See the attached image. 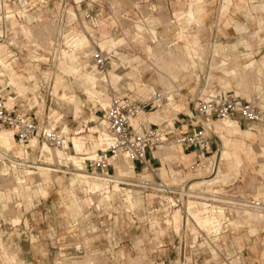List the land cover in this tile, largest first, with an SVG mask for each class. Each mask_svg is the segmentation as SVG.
I'll return each mask as SVG.
<instances>
[{"label": "rangeland", "instance_id": "rangeland-1", "mask_svg": "<svg viewBox=\"0 0 264 264\" xmlns=\"http://www.w3.org/2000/svg\"><path fill=\"white\" fill-rule=\"evenodd\" d=\"M7 1L8 7L6 8V10H0V15L3 16L2 18H6L5 20H7V35L2 37L0 39V42H5L6 45H8V47L11 49L10 53L19 57L18 60L22 67L28 68L32 65L31 63L36 62L31 61L29 57V54L31 53L44 55L45 57H47V59L42 58L39 61L40 66L38 69H36L37 82L34 83L36 85V88L27 90L24 96H18V90L14 85L8 86L6 78L5 83L3 85H0V88H3L2 94L5 96V98L7 93L18 96L15 107L21 108L24 112H30L33 117L38 120L39 125L43 128L45 127L47 129H50L55 127L57 130L61 131L63 124H67L69 127L67 134L69 136L75 135L77 130L82 129L78 136L81 135V138L87 141V146L90 147L89 150H91L92 148H97L98 150L101 148H98L99 146L104 145L105 147L108 143H106V141H101L100 139V133L102 131L108 132L109 130L106 121L105 123L102 122V112L104 106L99 101L94 102L88 96V94L85 92L84 85L81 83V80L77 76H75L74 73L63 72L60 69L63 67V62L59 60L62 54H66L65 48H70L69 52L72 51V46L68 44V42H66V39L70 38V41H72V39L77 36L78 32H81L82 29H84V26L82 24L83 20L91 25L92 28L88 25L87 27L89 28V32L94 34L92 36L93 41L88 47H86L85 50H93V52H95L96 49L102 48L99 44V41L102 38L100 30L105 29L108 37L119 40L116 45V49L119 51L118 57L122 55V58H118L117 60L113 55V53H115L113 52V50L111 51V49H109L108 47L102 48L104 52H108L111 55L108 70H114L122 75V77L116 83L108 84L103 75L106 73L100 72L98 70V68L95 66L92 55L88 54L87 56H84L83 52L85 50H77V53L80 55V60L85 61L88 64L86 68H88L89 72L95 76L94 79L89 77L87 78V75H85L84 77L85 80L91 85L88 86L89 88L87 89V92L91 94L90 91L94 90V99L99 95L102 99L103 95L101 94L105 93V91L109 95V100L111 99L113 94H123L126 92L131 93L132 96H136V98H147L151 96L154 90L159 89L164 92L165 96H168L166 92H174V101L182 104V107H185L183 111L190 113L189 110L192 111L195 107L192 97L197 96L202 91H208V89H210L212 86H216L226 89H232L243 98L249 99L254 96H259L260 104L264 105V65H262V67H258V65L255 64V67L252 68L250 65L246 66V64H248L252 59H257V61H259L260 56L264 53V23H258V16L264 17V9L254 8L252 10L253 15L249 16L250 21H248V31L243 30L247 39L250 40L249 43H246L244 41L235 42L237 41V38L242 37V33L236 34L235 36H229L224 41L202 40L206 45L199 40L193 39V43L201 52L204 60L202 61L201 58V61H198L196 58L192 60L191 54L194 55V53L183 52L180 45L174 47L177 44L174 42L178 41V44L185 42V40L183 39H178L177 30L178 26H181L179 24V21H184V25L188 27V30L190 32H197L199 26L195 23L192 25H188V23L185 22L186 16H183L182 19H179L175 13L171 14L168 8H165V6H163L164 4H162L161 1V5L159 6L156 5L157 2L155 0H148L147 2L143 0H96L98 2H114L115 6L112 10H107V8H102L101 6H99L100 8L95 10V12L99 13L100 26L93 27L91 24V20L86 17V12L89 10L88 2H91L92 0H67L68 4L65 7L67 26L63 30L59 26V23H57L58 20L53 17L54 12L56 11V9H53V7L59 5L60 0H45V2L50 3L46 7H43L42 2H38L40 0H27V2L29 3L25 5L22 4L25 0ZM261 3H264V0L254 1V5L258 7ZM75 5H78V7H76ZM32 6L34 7L30 8ZM24 7L28 9L27 12L31 16L37 17L41 15L42 17V20L38 19L30 23V33H25L20 29L17 32L14 31L12 27L11 17H6L4 15L8 13L6 12L7 10H10L11 12H17L18 18L26 21V17H22L20 15V12L24 10ZM70 10L77 12V16L74 17L70 13ZM216 12V25L213 29L216 33H234L231 29H229V26H224L227 19L231 16H233L237 20H246V11L243 8L236 9L233 5L230 6V9L228 10L226 16H221L220 7L216 8ZM241 15L243 16L241 17ZM47 21H51V24L48 25L49 23H45ZM158 21L160 23H155ZM44 24L46 27L47 25L51 27V25L53 24L52 30H50L49 27L46 28L45 26H42ZM152 24L157 26L156 28L158 30L157 34L159 38L166 37L161 33H165L170 37L168 43H173V48L166 47L169 45L167 42L164 43V47L158 40L152 39V33L150 31V27ZM71 26L73 27L72 30L69 29V27ZM43 27H45V31L43 30ZM201 28V33L207 34V28H209V26L207 28L205 26H202ZM2 29L4 30V32ZM46 31L49 34V36L47 35L48 39L46 36ZM155 32L157 31L155 30ZM0 33L5 34V25H2L1 23ZM60 33L63 34V39L58 38ZM139 34H142L143 37L139 36ZM47 40H49L50 42ZM219 42L225 43L228 46V50L218 49L219 53H217L216 51L214 52L219 62L216 67H213L211 69L210 76L207 77V62H205V59H208V55L210 52L209 50L212 48V46L216 47V43ZM66 45L67 47H65ZM235 45H237L236 50H231V47H234ZM245 45H250V47L248 49H245ZM202 49L205 50L203 51ZM19 50H22V52H16ZM177 52H180V54H178ZM56 53L58 56L56 55L55 57L54 54ZM172 54L173 56H171ZM75 56L77 57V55L72 52L69 56H67L64 64L71 65L70 67L72 68ZM161 56L163 57V59L161 58ZM157 58L161 59L158 60ZM185 58L186 61H184ZM7 59H9V57H7ZM164 60H166V63L168 61L167 66ZM181 60H183L185 63L180 62ZM172 61L175 63H173ZM176 61H179V63ZM232 64L236 65V70H232L233 72L229 73L227 71L231 68L230 65ZM182 67L187 70L183 69ZM257 68H260L261 70L257 72ZM130 70L132 72V77H130ZM45 71L48 72L44 73ZM172 71L178 74L177 80L173 81L171 79ZM165 73H167V75ZM59 74L63 76V84L61 85L57 84L56 82V80L58 81L61 79V76ZM56 76L58 77L55 80ZM129 81L133 82L134 87L130 86ZM136 81H139L142 86L144 84L153 85L154 90H149L147 92V95H141L138 91ZM33 82L34 80L31 81L30 84L33 85ZM55 84L60 87L67 86L66 90L68 92L70 90L74 92L82 100V102L78 106H74V103H72L71 101L69 102V94H67V99L60 98L59 94L64 92L65 89L62 87L59 90L58 88H56L57 86H55ZM247 85L250 86V89L244 88ZM169 101L170 99L166 98L163 100L160 106L153 109L147 108L145 110L146 115H149L151 112L156 113L154 111L159 110L163 114V119L167 117H170L169 119H171L172 117L176 116L177 114H171L173 113V108L172 105L169 104ZM35 103H37V105L31 107L32 104ZM52 110H56L59 113L60 117L62 114V118L59 121H51ZM217 119H219V121L214 122ZM222 119L230 118H214V121H211L214 131L219 126L222 128V137L216 131L218 137L217 142L212 145V156H206L202 160L203 162L209 161L213 159L214 154H216V159L218 158L219 162H221L225 158V160H227V163L231 164L230 173L228 174V177H225L227 178L225 181L221 180L219 182L212 183L211 185L210 183L213 181H210V183L208 182L205 185V182L202 181V178L211 177V175L213 174L211 172H207V169H210V171H212L213 162H211L209 166L203 165V168L201 167L202 169L205 168L204 171L206 173L201 177V182L199 179L197 180V178L192 181L197 180L196 182H199L197 183L198 185H204L201 186V188H204H202L203 190L212 191L213 189H217L224 192H238L243 196H251L254 198H257L258 193L261 192V197L264 198V153L260 152V146L264 145V141L260 138H256V136L253 134H249L250 132L248 131H239L238 129L233 128L231 132H235L233 133V135L239 136L238 139L245 138L244 135L239 134L241 133L250 136L253 140L247 138L243 142L244 152H242V156L240 153L241 147H238L235 154L225 157L223 153L225 150H227L228 146L225 143L224 136L228 135L225 133L227 128L223 125H220ZM227 123H229V121H226L225 125ZM239 124L242 128L252 127V130L256 132H258L259 129L264 130V121H239ZM91 125L92 127L89 129V126ZM160 126L162 127L163 124H161ZM4 127L5 126H0V128ZM8 130L13 132L11 128L6 127L2 130L5 136H7ZM63 130L65 131L66 128L63 127ZM40 140L41 142H39V144H36L37 147L34 150L29 149L26 154L20 152L21 148H25L24 144H21L17 147L14 144L15 141L13 136H11V141L5 144L0 141L1 148L4 152L25 156L32 161L35 160L38 163L36 164V167L27 166V168H25L23 166L12 164V162L7 160L6 163L0 161V241L7 242L8 248L4 251V247L2 246V244H0V254L3 252L10 253L11 257L9 258L16 261V263L13 262V264H27L25 262V250L28 248L31 249L32 254L33 252H35L36 254H42L44 252L41 250L42 248H44V238L42 237V233H40L39 237L36 234L37 231L30 232L29 239L26 241L24 240L25 235L24 233H22V230L27 229L32 225L36 230H42L44 226L43 222L41 221L42 210L44 208H51L55 210L61 226L63 225L62 227L65 231L61 234L63 240L67 241V236H69L70 242H74L76 244L82 242V244L85 246V250L83 252H77L74 250V248H71L70 252L73 256L69 259L59 256L55 257V261L59 260L57 261V264H70L72 260L78 259H83L81 263H84L85 259L87 263L88 259L89 264H137V258L139 257L136 256H140V258H143V262L145 264H156V257H166L168 260H173L172 258H174V262L166 260L163 264H176L175 260L177 258V253L172 245H163L156 248V245L160 242L166 243L170 239L174 238V234L164 228V225L160 222L159 219L153 221V223L156 224L155 233L152 234L147 225H143L142 231L137 230L136 228H128V230L124 232V234L120 236V238L118 235L116 236V238H114L115 233L113 231L110 232L107 236V240L109 241L108 248H106V246V249L101 248L98 244V237L95 232L85 229V226L88 222H92L91 220L93 218V215H95V210L93 209V205L91 204V202L95 201L104 204L103 202L105 201L99 195H90V193L88 192V185H90V183H88V181L86 180V176L77 175L78 178L76 176V173L78 171L84 172V169H82L81 166L83 165V159L78 157L87 155V153L76 154L72 139L69 138V148L67 150L72 152L74 156H71L69 154V157L66 158L65 156L67 155V153L64 156L60 152L62 149L61 146H55L43 138H40ZM65 142L67 143V139L65 140ZM169 143L173 144L169 148L175 147L174 145L178 144L175 142ZM240 146H242V143ZM77 148L81 149V145H79ZM164 148L168 150V147H163V149ZM248 148L249 150H256L257 153H247L246 150H248ZM55 150L57 151V154L54 153ZM73 158L74 163L77 166L72 164ZM166 160L169 162H175L177 164L176 166L174 165V169L172 170L173 173H176L174 174V176H178L179 174L185 175L186 172H191V175L189 176H200L198 172L199 170H193L189 167L190 163H183L179 165L182 160L178 158ZM40 164L52 166L55 169L49 170L40 168L38 166ZM186 165L187 168L183 169V167ZM74 166H76L77 168H74ZM63 169H68L70 171H73V173L60 171ZM145 173H147V176L152 177L151 172ZM220 173L223 175L224 171L222 170ZM161 175L165 176L162 172ZM15 176H18L19 178L15 179ZM18 179H24L25 183L21 184L20 181H17ZM74 179L75 184L74 186H72L70 184V181H73ZM42 180H45V185H43V183H39ZM43 186L46 187V189L48 188L49 195L46 197L41 194L42 192H45V188H40ZM97 186L101 187L102 185L99 184ZM93 188L95 187L90 186V190H92ZM10 189H14L17 191L14 192ZM74 191L77 192L79 196L85 198L88 204L82 208V210L84 209V211L81 210L77 217L72 218L76 219L75 221H78L77 225H72V219H70L71 221L68 220L69 222L62 220L68 216V212L65 210L64 204H66V201L70 200ZM23 194H25V197L23 196ZM59 200L61 201L58 202ZM260 202L261 201L258 200L256 201V204H259ZM124 204L125 202H122L124 208L121 205L122 208L118 207L119 210L126 209L127 206L126 204ZM256 207L258 208V206ZM256 207L253 205L244 206L240 209H242V211L243 209L246 210L245 212L237 209L233 210L232 214L226 212V214L223 216L217 215L216 217L218 219V223L207 229H205L201 225V241L198 244L199 249L195 250L196 253L194 255V250H188L190 258L186 264H236L240 260L238 259V257L241 253V250L244 253L245 258L246 256L251 255L253 257L262 259V263L264 264V220L261 222L258 218L259 214H256L255 212L254 214H256L258 217L252 215L253 213L251 211L253 209L254 211H257L255 210L257 209ZM260 210L261 212H264L263 207H260ZM16 214L21 217L22 221L16 223L15 226H13L14 221H12V216ZM125 220L126 221L123 222L121 218L119 220L116 219L115 222H119L121 226H130L131 222L127 216ZM234 220L236 221V226L233 222ZM9 231L14 232H12V236L11 234H8ZM251 232L254 233H252L249 238H246L245 234H250ZM235 234H241L245 237L242 246H239L237 242L233 240ZM14 235L20 241L22 249L21 245L17 244L18 241L14 238ZM6 236H8V238ZM30 236L33 240L37 241L30 244ZM139 236H143V241L140 242V240L142 239H138ZM9 237H13V239L11 240V238ZM12 241H15V243ZM132 243L134 244V246L132 245ZM252 245L256 246L255 250L252 249ZM98 247H100L101 249H97ZM231 247H233L234 249ZM121 248L131 251L130 255L136 257V259L130 256L127 258V260H129L128 262L127 260H125V262H122L119 258V252ZM231 249L232 251L234 250V252L236 251L235 256H231ZM58 254L59 253H57V255ZM86 256H88V258ZM17 257H19V259Z\"/></svg>", "mask_w": 264, "mask_h": 264}, {"label": "built area", "instance_id": "built-area-1", "mask_svg": "<svg viewBox=\"0 0 264 264\" xmlns=\"http://www.w3.org/2000/svg\"><path fill=\"white\" fill-rule=\"evenodd\" d=\"M22 4H27V0ZM7 7L8 1L3 0L1 9L6 10ZM4 15L8 17L6 14ZM2 17L0 16V23L5 25V34L0 33V39L7 35V20ZM86 17L91 20L94 27L100 26L99 13L95 12L94 9L89 8ZM66 26L67 24L63 25L62 29ZM58 38L63 39V34L60 33ZM92 58L100 71L108 70L111 59L108 52H104L102 48L96 49L92 54ZM2 91L3 88H0V126L11 128L15 139L26 145L27 151L29 149L34 150L37 147L36 145H29L32 136H37L39 142H41L40 138H43L55 146L63 145V135L59 130L55 127L43 128L30 113L20 110L15 105L8 107L5 104L6 98ZM162 98V91L154 92L151 96L142 100L126 92L113 94L111 103L107 107H103L102 117L106 121L113 140L107 148L98 149L95 156H86L84 172L87 179L97 180L102 185L100 189L90 190V186L87 184L90 195H99L105 202H103L104 204L91 202L95 215H93L92 222L86 224L85 229L95 232L99 246L106 249L109 245L107 236L110 232L114 231V238L117 235L120 238L128 228H136L142 231L143 225L150 228L153 221L159 219L164 228L174 234V240L166 243L160 242L156 245V248L163 245H172L177 253L176 264H186L190 258L188 250H194V255L195 250L199 249L198 244L201 241V224L196 215L201 217L202 212L223 216L226 212L232 214L233 210L244 206H252L258 200L264 203V200L243 196L238 192H224L217 189L212 191L201 190V185L192 181L195 178L198 179L199 176L186 181L167 180L156 169L151 172L152 178L130 174L119 175L115 170L112 158L125 154L133 161L138 160L146 163L148 149L163 146L169 142H175L186 148L208 153L212 145L217 142L218 137L212 129L211 121L213 118L231 117L245 122L264 121V105L260 104L259 96L249 99L243 98L232 89L212 86L208 91H202L197 96L192 97L195 107L189 115V123H182L177 127L167 129L159 125L145 128L135 126L132 118L144 111L146 106ZM6 160L23 167H36L35 160L32 161L17 154L9 153L8 156L0 159L3 163H6ZM203 165L202 158H199L192 162L189 167L193 170H200ZM145 166L148 168V165ZM213 166H215V163ZM184 168H187V166H184ZM60 171L73 173L68 169ZM207 171L212 173L210 169ZM115 184H119L120 188H115ZM128 191L133 194L134 198L141 197L142 204L120 211L118 206L125 201ZM96 203L99 204V207L95 206ZM175 211L181 213V224L178 228L175 227L173 221ZM126 216L131 222L130 226H121L119 222H115L116 219L121 218L123 222L126 221ZM41 221L48 228L49 239L53 240L52 248L56 254L59 253V257L71 258L73 256L70 252L71 248H74L77 252L85 250L82 242L79 244L70 242L69 236H67V241L63 240L61 234L65 231L59 223L55 210L44 211L41 214ZM77 223L78 221H74L72 225H77ZM29 230L30 232L37 231L36 234L40 237L41 229L36 230L32 225ZM150 232L152 234L156 232L154 226L150 228ZM36 241L30 236L31 243ZM132 245L134 246L133 243ZM100 247L97 249H101ZM166 260H168L166 257H156L155 262L156 264H163ZM168 261L171 262V260ZM236 264L257 263H253L244 257Z\"/></svg>", "mask_w": 264, "mask_h": 264}, {"label": "crops", "instance_id": "crops-1", "mask_svg": "<svg viewBox=\"0 0 264 264\" xmlns=\"http://www.w3.org/2000/svg\"><path fill=\"white\" fill-rule=\"evenodd\" d=\"M145 2H147L148 0H143ZM157 3L156 5H161L160 3L162 2V4H164L163 6H165V8H168L169 12L172 14V13H175L179 19H182L183 16H186V21L188 23V25H192V24H197L199 26V29L197 32H190L188 30V27H186L184 25V21H179V24L181 26H178V30H177V34H178V39H183L185 40V42H182V43H179L178 44V41H175L174 43H177L174 47L176 46H181V50L183 52H186V53H194L191 54L192 56V60L194 58H196L198 61H201V54H200V51L198 50V48L195 46V44L193 43V39H196V40H199L201 42H203L202 40L204 41H217V40H221V41H224L226 40L229 36H235L236 34H239V33H242V37L241 38H237V41L235 42H238V41H244L246 43H249L250 40L247 39V37L245 36V32L244 31H248V21H250L249 19V16H252L253 15V9L254 8H259V9H264V3H261L258 6H255L254 5V1L255 0H155ZM161 1V2H160ZM225 1V2H224ZM38 2H42V5L43 7H46L48 6L50 3L49 2H45V0H40ZM224 2V3H223ZM29 3V2H27ZM45 3V4H43ZM222 3V4H221ZM68 4L67 0H60L59 1V5L53 7V9H56V11L54 12L53 14V17H55V19L58 20V23H59V26L62 27L63 25L67 24V17L65 16V7L66 5ZM233 5L236 9H240V8H243L246 12H245V18L246 20H237L235 19L233 16L229 17L226 21V23L224 24V26H229V29H231L234 33L233 34H221V33H216L214 32V26L216 25V16H217V12H216V8H219L220 7V14L221 16H226V14L228 13V10L230 9V6ZM76 7H78V5H75ZM101 6L102 8H107V10H112L114 8V2H106V1H102V2H98L96 0H92L91 2H88V8H92L94 10H97L99 9ZM215 6V8H214ZM34 6L30 7V8H33ZM29 8V9H30ZM40 8V7H38ZM184 8V9H183ZM175 10V11H174ZM28 9L26 7H24V10L23 11H19L20 12V15L22 17H26V21L25 20H22V19H19L18 16H17V12H11L10 10H8V17H11V22H12V27H13V30L14 31H18L19 29L22 30L23 32L25 33H30L31 32V27H30V23L34 20H42V17L41 15L39 16H31L30 14H28ZM47 11V10H46ZM43 13H44V10H43ZM70 13L75 17L77 16V12L73 11V10H70ZM219 16V15H218ZM243 15H241L242 17ZM174 21V20H173ZM51 21H47L45 23H49ZM155 23H160L159 21L158 22H155ZM258 23H264V17H259L258 16ZM82 24H83V28L81 32H78L77 36L74 37L72 39V41H70V38H67L66 39V42H68V44H70L72 46V51L69 52L70 48L69 49H66L65 48V52L66 54H62L60 56V59L62 62H63V67L60 68L63 72H69V73H74L75 76H77L80 80H81V83L84 85L85 87V92L88 94V96L94 101H99L101 102V104L104 106V107H107L108 104H109V95L106 94V93H103L101 95H103V98L101 99L100 95L99 96H96V98L94 99V90L90 91L91 94H89L87 92V89L89 88L88 86H91L89 82H87L85 80V75H91L92 73L89 72V69L86 68V66L88 65L85 61H81L80 60V55L77 53V50L81 49V50H85L86 47H88L90 45V43L93 41V38L92 36L94 35L93 33L89 32V28L87 27L91 25L89 23H87L85 20L82 21ZM202 26H205L206 28L209 26V28H207V34H202L201 31H202ZM157 26L152 24L151 27H150V31L152 33V39L154 40H158L160 42L161 45H164L165 42L168 43V41L170 40V37L165 34V33H161V34H164L166 37L165 38H159L158 36V30L156 28ZM72 26L69 27L70 30H72ZM92 28V27H91ZM68 29V30H69ZM228 29V28H227ZM155 30L157 32H155ZM101 34H102V38L101 40L99 41V44L102 48H106L108 47L109 49H111V51L113 50V55L116 57V59L118 60V58H122V55L118 57V53L119 51L116 49V45L117 43L119 42V40H116L114 38H111V37H108V34L107 32L105 31V29H102L100 30ZM47 36V34H46ZM139 36L143 37L142 34H139ZM48 41V40H47ZM14 42V40H13ZM234 42V43H235ZM169 44V43H168ZM203 44H205L203 42ZM173 43H170L168 46L166 47H170V48H173L172 47ZM206 45V44H205ZM233 45V43H232ZM67 47V45L65 46ZM225 47V48H223ZM236 47L237 45H235L234 47L232 46L231 47V50H236ZM250 47V45H245L244 48L245 49H248ZM168 49V48H167ZM218 49H224V50H228V46L223 43V42H219V43H216V47H213L210 49L214 56L216 57V59L218 60L216 54L214 53L215 51L217 53L218 52ZM244 49V50H245ZM11 52V49L8 47V45H6L5 42H3L2 44H0V53L5 56L6 58L9 57L8 60H10L13 65L15 66V73L16 75L18 76L16 81L15 82H10V77H9V73L7 72V69H6V65L3 64L2 62H0V85H3L5 83V79L7 78V85L9 86H15L16 89L18 90V96L21 95V96H24L27 92V90H32L33 88H36V85L34 83L37 82V75H36V69L39 68L40 64H39V61L42 59V58H45L47 59V57H45L44 55H40L38 53H31L29 54V57L31 59V61H36L35 63H31L32 67H22L20 62H19V57L17 55H14ZM16 52H22V50L20 51H16ZM74 53L77 55V57L75 56V59H74V62H73V67L71 68L70 66L71 65H65V60L67 59V56H69L71 53ZM232 52V51H231ZM225 53V52H224ZM88 54H93V50H85L83 52V55L84 56H87ZM225 56H228V55H225ZM73 58V57H72ZM124 60V59H123ZM196 60V61H197ZM255 64L258 65V67H262V65H264V53L260 56V59L259 61H257V59H252L248 64H246V66L250 65L251 68L252 67H255ZM96 66V65H95ZM194 66V64H193ZM192 66V67H193ZM236 67V65H234ZM133 68V67H132ZM183 68V67H182ZM185 69V68H183ZM99 70V69H98ZM187 70V69H185ZM254 70V69H253ZM261 69L260 68H257L256 71L259 72ZM100 71V70H99ZM48 71H45L44 73H47ZM102 72V71H100ZM106 74H103L104 75V78L106 79L107 83H116L121 77L122 75L119 74L118 72L114 71V70H107V72H105ZM130 73V77H132V72L131 70L129 71ZM33 74V76H32ZM61 76V79L60 80H56L57 84L61 85L63 84V76L61 74H59ZM159 79H160V76H159ZM171 79L174 81V80H177L178 79V74L175 73L174 71L171 72ZM33 85L30 84L31 81H33ZM130 82V86L131 87H134V84L132 81H129ZM137 83V87H138V91L140 92L141 95H147V92L151 89L154 90V86L153 85H141L139 83V81H136ZM55 86H57L55 84ZM7 87V86H5ZM63 86H57L56 88H58L60 90V88H62ZM32 88V89H31ZM65 90L64 92L60 93L59 97L62 98V99H67V94H69V102L71 101L72 103H74V106L75 105H79L82 100L74 93L72 92L71 90L68 92L66 90L67 86L63 87ZM164 88H165V85H164ZM245 89H250V86L247 85L246 87H244ZM157 91H162V90H154L152 92V94L154 92H157ZM163 93V98L161 100H155L154 102H152L151 104H149L148 106L145 107L144 111L142 112L141 116L137 119H135L133 121L134 125L139 127V128H145V127H149V126H154V125H161L163 124V128L167 129V128H173V127H177L179 125H181L182 123H189V115L190 113H192L191 110L190 113L189 112H185L183 111L185 107H182V104L174 101V92H166L168 94V96H165L164 95V92L162 91ZM151 94V95H152ZM37 95V94H36ZM18 96H14L10 93H7L6 95V99H5V104L8 106V107H12L13 105H16V100H17V97ZM136 98V96H135ZM166 98H169L170 101H169V104L172 105V108H173V113L171 114H177L176 116L172 117L171 119H169L170 117H167V118H164L163 119V114L161 111L157 110V111H154L156 113H158V115H152V112L149 114V115H146L145 113V110L147 108L149 109H153L155 107H158L162 104L163 100L166 99ZM139 100H142L144 98H137ZM37 103L35 104H32L31 107H34L36 106ZM18 108V107H17ZM20 110H22L21 108H19ZM77 110V109H75ZM23 111V110H22ZM30 113V112H28ZM31 114V113H30ZM61 114V113H60ZM32 115V114H31ZM33 116V115H32ZM95 116V115H94ZM62 118V114H61V117L60 119ZM163 119V120H161ZM213 121H214V118H213ZM219 119L215 120L214 122H218ZM228 122L226 125H225V122ZM103 123H105L104 120H102ZM219 124V123H218ZM220 125H223L227 128V130L225 131V133L228 135V136H224L225 138V143L227 144L228 148L227 150L221 153H223V155L225 157H228V156H231L232 154H235L236 151H237V148L238 147H241L240 148V153H241V156H242V152H244V149H243V142L248 138V139H252L250 136L246 135V134H241L239 133L240 135H244L245 138L243 139H238L239 136H236V135H233V133L235 132H231L233 130V128H236L238 129L239 131H248L250 132L249 134H253L256 136V138H260L264 141V130L262 129H259L258 132L252 130V127L250 128H242L239 124V121L234 119H222L221 122H220ZM63 127L66 128V130L64 131L63 130ZM63 127H62V130L60 131L61 134H63L64 136H67L66 139H67V146H61L62 149H61V153H62V150L65 151V155L67 153V155L65 156L63 153V155L67 158L69 157V154L71 156H74V154L70 151H68L67 149L69 148V138L72 139V143H73V146L76 150V154H81V153H87V155H83L81 157H78V158H82L83 159V165L82 166V169L85 168V158L86 156L88 157H91L93 156L94 154H96V151H97V148L96 149H91L89 150L90 147L87 146V141L86 140H83L81 138V135L78 136V134L82 131L81 130H77L76 131V134L73 135V136H69L67 133H68V125L67 124H63ZM92 127L89 126V129ZM5 128V127H4ZM218 130V133L220 134V136L222 137V133L223 130L222 128L219 126L216 128ZM0 130H3V128H0ZM103 132L102 131L100 133V136L103 135ZM13 133V132H12ZM65 133V134H64ZM108 133H109V130H108ZM238 133V132H237ZM110 135V133H109ZM14 136V134H13ZM236 138V139H230V138ZM255 138V139H256ZM101 139V137H100ZM14 144L18 147L19 145H21L22 143H19L15 137H14ZM253 140V139H252ZM101 141H106V143L108 142L107 140H102ZM242 143V146H240ZM39 144V141L38 143ZM78 144V145H76ZM29 145H36V144H30ZM81 145V149H78L77 147ZM173 144H166L164 146H159V147H156V148H150L148 149L147 151V154H146V163H143L141 161H138V160H132L131 159V164L127 165L126 167H124L122 169V172L119 174V175H125V174H130V175H134V176H143V177H147V178H152L150 176H147V173L145 172H152V170L156 169L159 171L160 175H161V172L163 173V175L165 176H162L163 178L167 179V180H177V181H186L190 178H193L194 176H189L191 175V172H186L185 175L183 174H179L178 176H174V174L176 173H173V169H174V165L176 166L177 164L175 162H169L167 161L166 159H174V158H178V159H181L182 162L179 163L180 164H183V163H192L194 162L195 160L199 159V158H205L206 156H212L211 152H212V147H211V150L208 152V153H202V152H199V151H196L194 150L193 148H186L180 144H176L174 145L175 146V150L176 152H174L171 148H169L170 146H172ZM26 146V145H24ZM254 146V145H253ZM253 146H250V147H253ZM13 147V146H12ZM103 148L104 145H101L99 146L98 148ZM163 147H168V150H166V148L163 149ZM20 152L21 153H27V150H26V147L25 148H21L20 149ZM247 153H257L256 150L254 149H250L248 148V150H246ZM260 152H263L264 153V145H261L260 146ZM73 154V155H72ZM216 154L213 155V157L215 156ZM221 156V155H220ZM76 158V157H74ZM74 158L72 159L73 160V163L74 165H76L74 163ZM243 159V157H242ZM115 162L117 161H113V165L115 167V170H116V166H115ZM205 162V161H204ZM222 162L225 163L221 165V171L223 170L225 174L226 172H229L230 173V167H231V164H228L227 163V160H225V158L222 160ZM242 162V161H241ZM240 162V164H241ZM145 165H148V168L145 166ZM230 165V166H229ZM77 166V165H76ZM76 166H74V168H77ZM187 166V165H186ZM240 167V165H239ZM27 168V167H25ZM203 168V167H202ZM200 169L198 172L200 174V176L198 177L201 178L205 173L204 169ZM26 170V169H25ZM117 170L120 171V169H118V166H117ZM76 173V172H75ZM178 173V172H177ZM152 174V173H151ZM228 177V176H227ZM16 178H19L18 176H15V179ZM211 178V177H210ZM197 179V180H198ZM227 178H225L223 181H225ZM89 183V180L86 179ZM196 180V181H197ZM17 181H20L21 184H24L25 183V180L24 179H18ZM195 181V182H196ZM210 181H213L210 183ZM45 180H42L40 181L39 183H43V185H45ZM71 182V181H70ZM196 183H199V182H196ZM209 183L210 185L212 183H216L214 182L213 179H210L209 180ZM117 187L115 188H120L119 184H116ZM40 188H45V192H42L41 194L43 196H48L49 195V192H48V188L46 189V187H40ZM11 191H17V190H14V189H10ZM129 194H131L132 198L134 199L135 201V204L131 203V207L130 208H133V207H136L138 204H142V198L141 197H136L134 198L133 197V194L131 192L128 191V194H127V197L129 196ZM261 192L258 193V199H264L263 197H261ZM23 196L25 197V194H23ZM62 200V199H61ZM61 200H59L58 202H60ZM98 204V203H97ZM60 205V204H59ZM64 207H65V204H64ZM51 208L49 209H46L44 208L42 210V213L46 210H50ZM196 218L199 220V223L205 228H210L212 227L214 224H217V217L214 213H202L201 212V217H197L196 215ZM12 221H14V225L20 221H22L21 217L16 214L14 216H12ZM173 221H174V224H175V227L178 228L181 224V213L179 211H175L174 214H173ZM235 226H236V221L234 220L233 221ZM154 226V228H156V224L155 223H152L151 227L152 228ZM149 228V227H148ZM149 228V229H150ZM252 229V228H251ZM236 230V229H235ZM41 233H42V237L44 238L43 242H44V248H42L41 250L44 251L42 254L41 253H35L33 252V254L31 253V249L28 248V249H24L26 252H25V262L27 264H57V261H55V257H57L58 255L56 254L55 250L52 248V242L53 240H50L49 239V231H48V228L43 226V229L40 230ZM257 231V230H256ZM13 231H9L8 234L12 233ZM22 233H24L25 237H24V240H28L29 239V233H30V230H29V227L27 229H24L22 230ZM252 233L254 232H251L250 234H245V237L249 238L250 235H252ZM150 236V234H149ZM15 237V235H14ZM245 237L241 234H235L234 237H233V240H235L237 242V244L239 246H242L243 245V242H244V239ZM1 238V237H0ZM16 238V237H15ZM16 240L18 241V243L21 245L20 241L16 238ZM173 239H170L169 241H173ZM1 242V241H0ZM6 243V244H5ZM0 244H2V246L4 247V251L7 250V242H1ZM30 244H32L30 242ZM233 248V247H231ZM256 246L255 245H252V249L255 250ZM21 249H22V245H21ZM234 249V248H233ZM46 254V255H45ZM51 255H52V258H51ZM236 255V251L234 252V250L232 251L231 249V256H235ZM244 253L242 252L241 250V253L239 254V257L238 259L240 258H244ZM174 262V258H172ZM246 259L249 260V261H253L254 263H257V264H263V260L262 259H259L257 257H253V256H246ZM16 263L15 260L13 259H10L9 256L3 252L0 254V264H13ZM71 264V262H70Z\"/></svg>", "mask_w": 264, "mask_h": 264}, {"label": "bare ground", "instance_id": "bare-ground-1", "mask_svg": "<svg viewBox=\"0 0 264 264\" xmlns=\"http://www.w3.org/2000/svg\"><path fill=\"white\" fill-rule=\"evenodd\" d=\"M2 6H3V0H0V10H1V8H2ZM8 13H6V15H7ZM1 16V15H0ZM8 16V15H7ZM42 23V22H41ZM58 23V22H57ZM43 24V23H42ZM51 24V22H49V24L48 25H50ZM47 25V27L45 26V24L44 25H42V26H45L46 28H50V30H52V25H51V27L50 26H48ZM100 25V24H99ZM40 26V25H39ZM93 26V25H92ZM45 27H43V30L45 31ZM94 27V26H93ZM40 28V27H39ZM56 28V27H55ZM60 28V27H59ZM62 28V27H61ZM57 29V28H56ZM48 30V29H47ZM55 30V29H54ZM63 30V29H62ZM57 31V30H56ZM47 32V31H46ZM51 32V31H50ZM49 32V33H50ZM59 32V31H58ZM48 36H49V34H48V32L46 33ZM58 34V33H57ZM48 36H47V39H48ZM49 41V40H48ZM50 42V41H49ZM3 42H0V44H2ZM60 43V42H59ZM57 44V43H56ZM206 49V48H205ZM205 49H202L203 51L205 50ZM171 50V49H170ZM207 51V50H206ZM210 52H209V57H208V59H205L206 61L205 62H207V72H206V76L208 77V76H210V72H211V69L213 68V67H216L217 66V64H218V60L216 59V57L214 56V54H213V52L211 51V50H209ZM168 52V51H167ZM170 52V51H169ZM173 52H174V50H173ZM172 52V53H173ZM155 53V52H154ZM171 53V52H170ZM178 54H180V52H177ZM182 53V52H181ZM206 53V52H205ZM204 53V54H205ZM208 53V52H207ZM174 54V53H173ZM173 54L171 55V56H173ZM200 54H201V52H200ZM55 55V57H56V55H57V53L56 54H54ZM157 55V54H156ZM58 56V55H57ZM170 56V55H169ZM174 56H176V55H174ZM202 56V55H201ZM158 57H160V56H158ZM161 58L163 59V57L161 56ZM161 58H157L158 60L159 59H161ZM170 58V57H169ZM202 58V61H204L203 60V56L201 57ZM184 60V59H183ZM183 60H181L180 62H184V61H186V58H185V60L183 61ZM161 61V60H160ZM165 61V63H166V60H164ZM163 61V62H164ZM0 62H2L3 64H5L6 65V69H7V72L9 73V77H10V82H15L16 81V79H17V75H16V73H15V66L13 65V63L10 61V60H8L5 56H3L1 53H0ZM173 62V61H172ZM176 62H178L179 63V61H176ZM188 62H189V59H188ZM226 62V61H225ZM167 63H168V61H167ZM167 63H166V66H167ZM173 63H175V62H173ZM182 63H180V64H182ZM185 63V62H184ZM163 64V63H162ZM169 64H170V62H169ZM169 64H168V66H169ZM186 64H187V62H186ZM152 65V64H151ZM164 65V64H163ZM189 65H190V62H189ZM149 66V65H148ZM153 66V65H152ZM165 66V65H164ZM231 66V68L227 71V72H233L234 70H236V67L234 66V64H232V65H230ZM160 67V66H159ZM161 67H162V65H161ZM187 67H188V65H187ZM158 68V67H157ZM166 70H168V69H166ZM233 70V71H232ZM102 72H107V71H102ZM241 72H242V69H241ZM166 75H167V73H165ZM57 77L58 76H56V79H57ZM92 78V79H94L95 78V76L93 75V74H91V75H87V78ZM169 77V76H168ZM211 80V79H210ZM105 93L106 94H108L106 91H105ZM111 103V99L109 100V104ZM108 104V105H109ZM143 112V111H142ZM142 112H140L137 116H135L134 118H132V122L135 120V119H137V118H139L140 116H141V114H142ZM152 115H158L157 113H152ZM225 118H230V119H232L233 120V118H231V117H225ZM59 121L60 120V116H59V113L56 111V110H52V118H51V121ZM6 128V127H5ZM4 129V128H3ZM213 129V128H212ZM218 132V130L217 129H215V132ZM109 133H110V131H109ZM109 133L107 132V131H104V133H103V135H101L100 137H101V139L103 138V139H105V140H107L108 141V143L106 144V146L105 147H103V149H105V148H107L111 143H112V140H113V137H112V134L110 133V135H109ZM63 135V134H62ZM11 136H13V133L11 132V131H9L8 130V134H7V136H5L4 134H3V131L2 130H0V141H2V143L3 144H5V143H7V142H9V141H11ZM14 137V136H13ZM63 145L64 146H67V143L65 142V140H66V136H64L63 135ZM15 141V140H14ZM38 143V138H37V136H32L31 137V140H30V144H37ZM166 144H169V143H166ZM166 144H164V145H166ZM62 145V146H63ZM76 145H78V144H76ZM163 145V146H164ZM181 145V144H180ZM171 149L174 151V152H176V150H175V147H171ZM55 154H57V151L55 150V152H54ZM62 153L65 155V151L64 150H62ZM8 154L9 153H6V152H4L3 150H2V148H1V145H0V159H2L4 156H8ZM93 156H95V154L93 155ZM93 156H91V157H93ZM216 155L213 157V159H211V160H209V161H206V162H204V166H209L210 165V163L211 162H213V165H214V163H215V166H213L212 165V175H211V178L210 177H205V178H202V181H204L205 182V185H206V183H208L209 182V180L210 179H213L214 180V182H219V181H221V180H224L225 179V177L226 176H228V174H229V172H226L225 174H221L220 172H221V165L222 164H224L225 165V163L224 162H219V159L217 158L216 159ZM112 161H117V162H115V166H116V171H117V173L118 174H120L121 172H122V169L124 168V167H126L127 165H129V164H131V158L129 157V156H127V155H119V156H115V157H113L112 158ZM35 162V166H36V164H38L36 161H34ZM40 168H44V169H49V170H53V169H55L54 167H52V166H48V165H38ZM117 166H118V169H120V171H118L117 170ZM27 167V166H26ZM211 168V167H210ZM208 170V169H207ZM77 172V171H76ZM208 172V171H207ZM77 175H81V176H86L85 175V172H77L76 173V176ZM77 178H78V176H77ZM77 180V179H76ZM89 180V179H88ZM199 180H200V182H201V178H199ZM89 183H90V185L89 186H94L95 188H98V189H100V187L99 186H97V185H99V184H101L100 182H98L97 180H89ZM70 184L72 185V186H74V184H75V179L73 180V181H71L70 182ZM81 186V185H80ZM115 187H117V185L115 184L114 185ZM201 186H204V185H201ZM95 188H93V189H95ZM203 188V187H202ZM201 188V190H203ZM76 190V189H75ZM130 192V191H129ZM126 197V199H125V204H126V209H129L130 207H131V203H133V204H135V201H134V199L132 198V196H131V194H129V196L127 197V196H125ZM124 204V205H125ZM86 205H88L87 204V201H86V199L85 198H83L82 196H79L78 194H77V192H73L72 193V196H71V198H70V200H68V201H66V204H65V210L68 212V216L66 217V218H64V219H62L63 221H71L70 219H72V218H75V217H77L78 215H79V213L81 212V210H82V208L84 207V206H86ZM97 205H98V207H99V204H97L96 203V207H97ZM121 205H122V203H120L119 204V206L118 207H121ZM253 206H258V208L257 209H255V210H257V211H254V209L251 211L253 214L252 215H255V217L257 216L256 214H259L257 217L259 218V220L262 222L263 220H264V212H261V210H260V207H263L264 208V203H262V202H260L259 204H256V202L255 203H253ZM122 207H123V205H122ZM121 207V208H122ZM124 208V207H123ZM238 210H241L242 211V209H238ZM82 211H84V209L82 210ZM120 211H122L121 209H120ZM246 210H244L243 209V211L242 212H245ZM259 211V212H258ZM254 212L256 213V214H254ZM76 219H72V222L71 223H73L74 221H75ZM78 220V219H77ZM236 220H238V219H236ZM63 221H62V223H63ZM68 221V222H69ZM66 225V224H65ZM63 226V225H62ZM14 233V232H13ZM13 233H10L11 234V236H12V234ZM146 233V232H145ZM144 233V234H145ZM144 234H143V236H144ZM147 234V233H146ZM36 235V234H35ZM35 235H33V236H35ZM84 236V235H83ZM143 236H139V238L138 239H142V240H140V242L141 241H143ZM7 238H8V236H6ZM138 237V236H137ZM9 238H11V237H9ZM15 238V237H14ZM13 239V237L11 238V240ZM16 239V238H15ZM83 239V238H82ZM74 240V239H73ZM76 241V240H75ZM78 241V240H77ZM136 241H137V238H136ZM139 241V240H138ZM12 242H14L15 243V241H12ZM139 243V242H138ZM17 244H19V243H17ZM137 244V243H136ZM12 245H13V243H12ZM15 246H17V245H15ZM14 247V246H13ZM12 247V248H13ZM18 248H19V246H18ZM8 249V248H7ZM16 249V248H15ZM8 251H10V250H8ZM14 252V251H13ZM19 252V251H18ZM131 251H128V250H126V249H124V248H121V250H120V252H119V258H120V260L122 261V262H125V260H127V258L128 257H133L132 255H130L131 253H130ZM15 253V252H14ZM6 254L9 256V257H11V255H10V253H8V252H6ZM13 254V253H12ZM18 254V253H17ZM15 256H16V254H15ZM76 257V256H75ZM87 258H88V256H86ZM136 257H139V258H137V264H145L144 262H143V258H140V256H136ZM136 257H133V258H135L136 259ZM18 259H19V257H17ZM77 258V257H76ZM85 258V257H84ZM241 259V258H240ZM81 261H83V259H78V260H72V262H71V264H79V262H80V264H85L86 263V259L84 260V263L82 262L81 263ZM129 260H127V262H128ZM16 262V261H15ZM89 261H88V259H87V263H88ZM18 263V262H17ZM21 263V262H20ZM86 263V264H87ZM25 264V263H24ZM89 264V263H88ZM91 264V263H90Z\"/></svg>", "mask_w": 264, "mask_h": 264}]
</instances>
